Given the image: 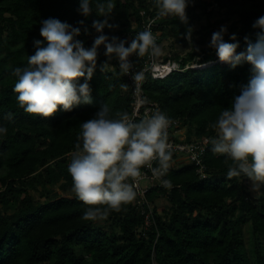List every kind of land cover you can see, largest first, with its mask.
I'll return each mask as SVG.
<instances>
[{"label": "trees", "instance_id": "obj_1", "mask_svg": "<svg viewBox=\"0 0 264 264\" xmlns=\"http://www.w3.org/2000/svg\"><path fill=\"white\" fill-rule=\"evenodd\" d=\"M214 1L241 10V28L232 34L240 44L238 51L244 50L246 36L255 41L252 25L264 16V0ZM115 4L109 23L116 26L117 11L130 12L136 24H141L142 11L157 15L153 0H115ZM191 6L186 11L198 5ZM77 8L78 0H0V125L8 129L0 137V264H264L260 243L264 238V196H252L247 177L229 179L231 161L225 163L224 156L211 151L212 146L204 157L207 178L198 174L194 164H175L166 177L171 180V190L149 194L155 221L150 227H145V217L135 201L106 220L82 219L83 203L74 192L64 194L72 190L68 154L80 143V124L93 118L103 105H108L113 117L117 112L131 113L130 91L121 88L125 80L115 67L100 71L107 58L105 50L99 49L97 69L89 82L91 103H81L68 112L58 109L48 118H34L19 107L12 91L17 79L12 75L14 69L27 66V56L36 51L34 42H43L40 28L44 20L55 18L73 27L84 21L90 34L81 30L78 39L91 48L97 35L92 22L102 18L93 14L85 19ZM159 24L162 41L170 32L180 44H193L185 57L173 55L183 68L189 64L205 67L176 72L164 80L150 78L146 94L170 118L184 119L189 140L213 137L216 133L209 125L247 85L251 67L221 63L208 47L207 36L197 39L199 33L193 31L189 41L186 26L175 18L162 17ZM187 27L193 29L189 18ZM132 32L134 29L120 27L105 29L110 38L121 40H129ZM232 34L225 40L231 42ZM110 63L114 66L116 60ZM8 113L13 114L11 120L6 119ZM58 184L62 193L54 190ZM32 191L41 192L44 201H36ZM160 198L168 199L169 209L157 208ZM246 229L255 239L252 251L246 243Z\"/></svg>", "mask_w": 264, "mask_h": 264}, {"label": "clouds", "instance_id": "obj_2", "mask_svg": "<svg viewBox=\"0 0 264 264\" xmlns=\"http://www.w3.org/2000/svg\"><path fill=\"white\" fill-rule=\"evenodd\" d=\"M78 0L77 12L85 19L93 14L96 38L91 48H85L78 37L89 29L80 21L73 27L59 19L42 22L40 40L34 42L35 53L27 56V66L16 67L12 73L16 82L12 91L19 107L32 117H51L58 109L68 112L81 103H91L90 81L97 69L99 49L103 46L107 62L100 66L105 73L118 63L121 76H131L134 83L145 79L143 71H133L131 57L156 58L161 48L150 26L136 34L131 41L111 38L105 29L118 26L109 23L116 8L115 0ZM158 17L175 18L186 26L185 38L191 41L193 29L187 27L186 9L190 0H153ZM255 41L246 36L245 49L238 51L237 36L225 40L227 28L214 32L209 48L215 51L221 63L236 68L242 64L251 67V77L241 88L230 107L224 108L217 120L209 125L216 135L210 138L211 151L231 161L227 170L229 179L247 177L256 198L264 196V16L252 25ZM83 79V83H79ZM127 90L128 85L122 84ZM12 113L6 119L11 120ZM174 121L164 112L156 111L136 122L127 112L110 114L107 104L95 116L80 124L76 151L72 153L68 173L72 177V191L83 203L82 219L98 222L111 213L125 211L138 196L134 183L143 176L142 168L151 170L153 177L164 187L172 186L166 178L173 162V145L169 142V127ZM7 127L0 125V137ZM156 162V167H153Z\"/></svg>", "mask_w": 264, "mask_h": 264}, {"label": "built area", "instance_id": "obj_3", "mask_svg": "<svg viewBox=\"0 0 264 264\" xmlns=\"http://www.w3.org/2000/svg\"><path fill=\"white\" fill-rule=\"evenodd\" d=\"M195 0L190 1V5H194ZM142 21L141 24L137 23L134 28L133 34L129 36V40L136 36L140 31H143L146 27L151 28V31L156 35V42L161 48L162 44V33L159 31V21L162 17L148 16L145 11L141 12ZM133 62V71H143L145 79L136 84L131 79V76H122L128 85V90L131 94V113L129 114L136 122H139L142 119L148 118L153 115L156 111H163V108L159 102L152 101L148 98L145 90V86L148 83L150 78L155 80H164L173 73L184 72L187 69L195 68V64H189L185 68L182 67L181 63L174 59L173 55H164L162 50L161 54L156 58H150L147 55L145 57L137 58L136 56L131 57ZM114 67L118 69V63L114 64ZM198 68V67H197ZM119 70V69H118ZM174 123L169 127V142L173 145V155L175 156H185L189 164H194L197 167L198 174L201 175L203 179L207 178V168L204 163V157L208 153L210 147L209 136H205L198 139L189 140L187 135V126L184 124V119L171 118ZM72 151L68 154V157L72 159ZM180 164L178 158L173 160L172 165ZM156 162H153V167H156ZM143 176L137 178L135 181H129L134 183L135 190L138 193L135 204L137 209L145 217V227L148 228L152 224H155L153 218L154 205L149 200L148 196L153 190H162L167 189L170 191L173 186L170 188L164 187L160 184L159 180L153 177V174L150 169L142 168L141 169ZM145 228V229H146Z\"/></svg>", "mask_w": 264, "mask_h": 264}, {"label": "rangeland", "instance_id": "obj_4", "mask_svg": "<svg viewBox=\"0 0 264 264\" xmlns=\"http://www.w3.org/2000/svg\"><path fill=\"white\" fill-rule=\"evenodd\" d=\"M192 1V0H190ZM210 3V5H209ZM198 5V6H197ZM193 6V5H192ZM191 6V7H192ZM191 11H186L187 17L191 20L193 24V31L199 33L197 35V39H200L202 36H207L208 40L211 41L212 34L217 32L221 29V27L227 28V35H230L241 28L240 20V11L238 8H224L216 3L214 0H195L194 7ZM207 12H206V11ZM115 19L118 27L124 29H134L136 27L135 17L128 11H117L115 12ZM96 36L94 37V39ZM93 39V42H94ZM92 42V44H93ZM193 49V44H180L178 40L172 36L169 32L167 36L162 41L161 50L164 55H174L178 54L181 57H185L190 51ZM100 50H104L103 46ZM195 68H203L205 66H199L195 64ZM207 67V65H206ZM180 160L179 166L189 164L188 160L185 156L181 155L177 157ZM246 183L249 186V190L251 189V182L246 178ZM1 188V184H0ZM54 190L57 192H61L60 184L54 187ZM251 191V190H250ZM33 197L36 201H44V197L41 196V192H34L32 191ZM67 196H71L73 194L72 190H68L64 193ZM253 197L255 195L252 193ZM256 198V197H255ZM157 208L160 211L164 209H169L171 204L166 198H160L155 203ZM103 224V223H102ZM254 237L252 232L249 229H246V243L248 248L251 251L254 249ZM261 243V250L264 252V238L262 237L260 240Z\"/></svg>", "mask_w": 264, "mask_h": 264}]
</instances>
